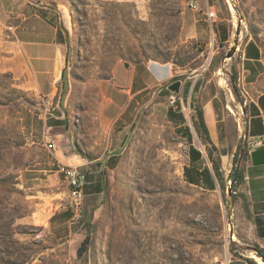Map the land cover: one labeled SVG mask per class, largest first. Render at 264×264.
<instances>
[{
    "label": "rangeland",
    "instance_id": "374dc122",
    "mask_svg": "<svg viewBox=\"0 0 264 264\" xmlns=\"http://www.w3.org/2000/svg\"><path fill=\"white\" fill-rule=\"evenodd\" d=\"M45 1L60 7L70 27V76L60 106L47 107L30 91L14 33L0 25V264H131L125 248L138 227L147 239L140 264H227L233 246L227 187L211 190L185 178L190 139L185 130L190 128L199 147L200 137L206 136L198 135L193 118H186L189 110L196 117L201 98L186 97L182 90L185 85L192 90L197 81L198 90L218 88L228 134L243 141L245 106L252 93L240 81L237 52L256 40L264 55V0ZM191 1L198 2L206 18L208 5L216 7V22L229 28L227 40L211 25L207 33L184 40L182 11ZM233 46L236 53L226 57ZM117 60L169 63L172 77L169 83L151 82L130 105L127 122L100 121L99 108L105 105L107 80ZM176 80H182L183 102L174 110L185 118L178 122L167 113L168 85ZM259 83L264 90V73ZM56 116L63 124L49 130L60 153L92 160L88 170H96L92 176L103 181L101 201L86 227L90 244L81 259L76 242L56 235L52 222L71 210L68 181L55 172L57 160L41 143L43 121ZM123 126H128L127 134L114 151L111 141ZM150 231L163 232L164 240L150 239Z\"/></svg>",
    "mask_w": 264,
    "mask_h": 264
},
{
    "label": "crops",
    "instance_id": "0c3cea01",
    "mask_svg": "<svg viewBox=\"0 0 264 264\" xmlns=\"http://www.w3.org/2000/svg\"><path fill=\"white\" fill-rule=\"evenodd\" d=\"M204 14V11L198 12L192 8L182 11L181 35L185 41L207 33L210 23ZM0 25L14 33V41L28 68L30 91L43 98L47 107L60 106L63 88L66 87L70 76L67 67L70 27L63 11L58 5L49 4L45 0H0ZM237 53L240 56L238 65L240 81L247 85L250 89L248 91L252 93L250 104L245 109V130L248 134H259L264 132V90L259 89V80L264 73L263 48L256 40H248ZM125 63V61L117 60L113 65L112 75L107 80L108 89L104 94L105 105H102L98 112L100 121L105 117L111 122L120 119L127 122L126 119L130 118V105L150 86L151 82L160 80L169 83L171 80L173 72L172 65L169 63L128 62V66ZM197 83L199 84L198 81ZM68 91L70 92V89ZM182 94L186 97L194 95L201 98L209 130V139L200 137L203 148L197 146L195 142L192 143L202 155L199 156L197 152L192 153L188 150L186 167L192 169L191 174L195 179L202 177L200 172L205 167L210 169L213 176L211 157L213 160L220 161L219 170L226 182V177L233 166V155L240 141L231 140L228 134L219 89H192L189 92L185 85ZM169 109L170 106L167 107L168 115ZM127 115L128 117L125 118ZM59 117L55 118L59 119ZM173 120L176 121V119ZM48 121H43L42 128L56 126L50 125ZM127 127L123 126L111 141L112 145H116L114 151L121 149L124 142L122 138L127 134ZM67 147L68 151L71 150L69 144ZM56 155L65 163L79 164L87 170L91 167L88 163L93 162L76 153H60L58 148ZM239 169L242 179L234 193V238L231 240L233 248L228 264H264V260L255 249L256 246L264 248V145L252 152H247ZM95 172L96 170L94 172L88 170L90 176ZM93 177L94 179H89V184L94 182L97 175ZM89 184L86 189L84 188L85 195L76 219H74L73 209L70 210L68 217L56 215L57 217L52 219L53 224L56 225V235H64L63 237L74 240L76 250L88 234L86 227L92 210L101 201L102 191L94 189ZM59 225L64 226L65 229L58 228ZM254 255L259 256L262 261Z\"/></svg>",
    "mask_w": 264,
    "mask_h": 264
},
{
    "label": "trees",
    "instance_id": "16d2710c",
    "mask_svg": "<svg viewBox=\"0 0 264 264\" xmlns=\"http://www.w3.org/2000/svg\"><path fill=\"white\" fill-rule=\"evenodd\" d=\"M213 26H214L213 27L214 31L219 35V37L222 40L228 39L229 28L225 22H216L215 24H213ZM68 46H69V44H68ZM122 58L125 59L126 61H128V58L126 56H122ZM69 62H70V57H69V53H68L67 54V67H68ZM62 78L64 79V74H63ZM198 85L199 84L196 82L193 90H195ZM186 89L189 91V88H186ZM246 107L247 106H245V109H246ZM169 117L176 119L177 122L178 121H184V119H185L184 115L181 113H177L174 110V107H172V106L169 109ZM193 120H194L195 129H196L198 135L199 136L205 135L206 138L209 139V130H208L207 123L205 121L204 110L202 107H200V106L196 107V117H194V115H193ZM48 122L50 123V125L52 124V125L59 126V125L63 124V119H60V118L56 119L55 118V119H50ZM185 133L190 138L189 139V143H190L189 150H190V152H192V153L197 152L199 154V156L202 155L201 152L194 146V144H192L193 143L192 133H191L189 127L186 128ZM246 153H247V151H246V148L244 147L243 141H240V143L238 144L237 149L233 155V169H232V172H231L230 178H229L233 182V190H236V187L241 182L242 175H241L240 169H239V167L241 166V165H239V161L244 159ZM210 162L212 164V170L214 173L213 176L211 174L210 169L208 167H205L202 170V172H200L202 177L195 179L193 177V175L191 174L192 169H189L188 167L185 166L184 170L186 173V180H188L191 183H195L196 185L200 184L203 187H205L207 189H211V190L216 189L218 185H219V187H222V185L225 186V188H226V186L228 187V183H227L228 181L227 180H229V179L226 178V182H225V180H224L225 178L221 175V172L219 170L220 161L219 160H213L210 157ZM210 174H211V176H210ZM88 179H94V177L90 176L88 174ZM89 185H92V187L94 189H97V190L102 191V192L104 191L103 181H102L101 177L95 178L94 182L92 181L91 184H89ZM87 186L88 185L85 186V189L87 188ZM58 215H64V216L68 217L70 215V210L64 211ZM90 240H91V234L88 233L85 236V238L81 241L79 247L77 248V257L78 258L81 259L84 256V254L87 252L88 246L90 244ZM232 248H233V246H232ZM255 249H256V253L264 260V248H260L259 246H256Z\"/></svg>",
    "mask_w": 264,
    "mask_h": 264
},
{
    "label": "built area",
    "instance_id": "2783aa9c",
    "mask_svg": "<svg viewBox=\"0 0 264 264\" xmlns=\"http://www.w3.org/2000/svg\"><path fill=\"white\" fill-rule=\"evenodd\" d=\"M190 8L200 11L201 8L196 1L189 2ZM207 19L213 29V23L217 20V9L215 6L208 5L207 11H206ZM183 102V97L179 95L177 92H172L169 95V103L172 107H177V104L179 101ZM47 109V108H46ZM189 114V115H188ZM188 114L186 115L187 119H190L192 121L193 113L191 110H189ZM49 127H46L41 132V143L44 146V148L53 155V157L57 160L56 162V173H61L65 179L68 181L69 187H70V193H71V200L68 204V209H73L75 211L74 219H76V216L80 213L81 204L84 198V188L86 185L90 183V180L88 179V170L83 168L82 165L79 164H68L58 159L56 155L57 151V144L56 140L53 136V134L50 132ZM243 144L246 148L247 152H252L255 149L259 148L260 146L264 145V132L259 134H248L245 132L243 134ZM202 147V144H200ZM232 183V180H228V185ZM228 189V187H227ZM236 190H233V193H235ZM73 219V220H74ZM234 238V235L232 236ZM230 258L227 261V264L229 263Z\"/></svg>",
    "mask_w": 264,
    "mask_h": 264
},
{
    "label": "bare ground",
    "instance_id": "6f19581e",
    "mask_svg": "<svg viewBox=\"0 0 264 264\" xmlns=\"http://www.w3.org/2000/svg\"><path fill=\"white\" fill-rule=\"evenodd\" d=\"M231 8L233 9V6L231 5ZM225 82V80L223 79V83ZM137 219V218H136ZM135 228V227H134ZM142 228V227H141ZM147 231L149 230H146V233ZM159 231V230H158ZM133 237H132V241L130 243V246L128 245L126 248H125V255L128 257L129 255H131L130 257H132L133 261L131 264H140L141 262H144L143 259H144V253L143 252V248H141V246L144 244V232L145 230H141L140 227L136 228V230L134 229L133 231ZM166 234V233H165ZM156 236L158 237V239L160 240H164V233L163 232H160V233H156V232H152L150 231V234L147 235V237H149L150 239H153V237ZM167 237V236H166ZM175 238V237H173ZM150 239H148V241L150 242ZM147 240V239H146ZM145 240V241H146ZM167 240V239H166ZM152 241V240H151ZM170 241V240H169ZM172 242H175L174 240H172ZM163 243V241H162ZM153 244V243H152ZM171 244V243H170ZM173 244V243H172ZM163 245V244H161ZM151 246V245H149ZM158 246V245H157ZM146 247V246H145ZM154 249V248H153ZM151 252V251H150ZM149 252V253H150ZM159 254H161V249H159L157 251ZM153 253V252H152ZM164 253V251H163ZM163 255V254H161ZM149 256V255H148ZM165 256V255H164ZM129 257V258H130ZM254 257H256L258 260L262 261V259L257 256V255H254ZM161 259V258H160ZM161 261V260H160Z\"/></svg>",
    "mask_w": 264,
    "mask_h": 264
},
{
    "label": "water",
    "instance_id": "95a60500",
    "mask_svg": "<svg viewBox=\"0 0 264 264\" xmlns=\"http://www.w3.org/2000/svg\"><path fill=\"white\" fill-rule=\"evenodd\" d=\"M236 53V47L233 46L230 48V50L227 52V55L226 57L228 58H231L234 56V54ZM69 64H71L69 62ZM129 63L126 62V66H128ZM168 88L172 91V92H177L179 93L181 91V88H182V80H176L172 83L169 84ZM228 196H229V226H230V233H231V236L234 235V226H233V206H234V201H233V184L230 183L228 185Z\"/></svg>",
    "mask_w": 264,
    "mask_h": 264
}]
</instances>
